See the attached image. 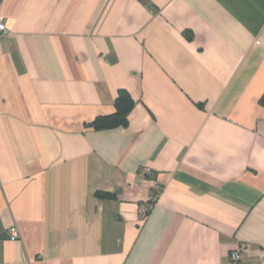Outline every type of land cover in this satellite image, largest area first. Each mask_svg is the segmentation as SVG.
Masks as SVG:
<instances>
[{"label": "crops", "instance_id": "obj_1", "mask_svg": "<svg viewBox=\"0 0 264 264\" xmlns=\"http://www.w3.org/2000/svg\"><path fill=\"white\" fill-rule=\"evenodd\" d=\"M0 19V264H233L239 244L264 264V0H0ZM119 89L126 124L93 129Z\"/></svg>", "mask_w": 264, "mask_h": 264}, {"label": "trees", "instance_id": "obj_2", "mask_svg": "<svg viewBox=\"0 0 264 264\" xmlns=\"http://www.w3.org/2000/svg\"><path fill=\"white\" fill-rule=\"evenodd\" d=\"M134 101L126 89H119L114 98V111L107 115H100L90 122L95 130H103L123 126L127 122V116L133 108ZM95 195L104 199L115 198L111 192L96 191Z\"/></svg>", "mask_w": 264, "mask_h": 264}, {"label": "built area", "instance_id": "obj_3", "mask_svg": "<svg viewBox=\"0 0 264 264\" xmlns=\"http://www.w3.org/2000/svg\"><path fill=\"white\" fill-rule=\"evenodd\" d=\"M7 33V28L3 22L2 19H0V39L3 38ZM142 172L146 175H151V170L149 167H143ZM156 201L155 196H151L149 203H147L145 206H143V216L147 213V211L150 209L152 204ZM7 234L10 240H17L20 237L19 230L15 224H12L7 227ZM245 244H239L237 247L231 250L229 253L230 261L233 264H237L241 258H242V252L245 248Z\"/></svg>", "mask_w": 264, "mask_h": 264}]
</instances>
